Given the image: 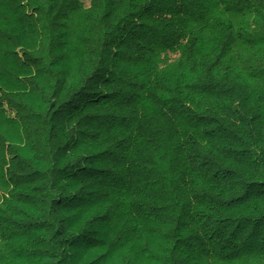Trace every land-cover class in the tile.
Listing matches in <instances>:
<instances>
[{"label":"trees","instance_id":"trees-1","mask_svg":"<svg viewBox=\"0 0 264 264\" xmlns=\"http://www.w3.org/2000/svg\"><path fill=\"white\" fill-rule=\"evenodd\" d=\"M0 264H264V0H0Z\"/></svg>","mask_w":264,"mask_h":264},{"label":"rangeland","instance_id":"rangeland-1","mask_svg":"<svg viewBox=\"0 0 264 264\" xmlns=\"http://www.w3.org/2000/svg\"><path fill=\"white\" fill-rule=\"evenodd\" d=\"M84 4L86 5V7H89L90 4V0H83Z\"/></svg>","mask_w":264,"mask_h":264}]
</instances>
